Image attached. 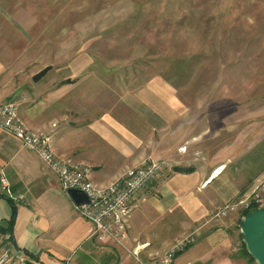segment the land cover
Returning <instances> with one entry per match:
<instances>
[{
    "label": "crops",
    "instance_id": "1",
    "mask_svg": "<svg viewBox=\"0 0 264 264\" xmlns=\"http://www.w3.org/2000/svg\"><path fill=\"white\" fill-rule=\"evenodd\" d=\"M86 76L59 85L51 80L39 84L43 78L34 87L9 93L0 88V103L20 97L27 126L48 134L59 157L90 166L96 185H109L149 158L165 159L171 167L139 194L125 243L103 244L92 237V225L78 214L58 177L0 129V223L11 218L9 200L17 208L15 244L6 242L8 236L0 238L7 246L0 253L12 257L6 264H151L191 234L197 242L175 264H242L231 258L236 255L234 213H216L241 193L227 167L216 175L229 162V145L198 139L199 125L207 135L210 124L188 117L183 112L188 108L166 99L162 86L125 97L123 105L133 110L117 114L113 84L107 92L98 79L92 84ZM176 167L194 169L181 173Z\"/></svg>",
    "mask_w": 264,
    "mask_h": 264
},
{
    "label": "rangeland",
    "instance_id": "2",
    "mask_svg": "<svg viewBox=\"0 0 264 264\" xmlns=\"http://www.w3.org/2000/svg\"><path fill=\"white\" fill-rule=\"evenodd\" d=\"M0 60L6 93L34 87L49 67L39 84L86 75L107 92L113 84L117 114L133 110L125 97L164 87L210 124L198 139L229 145L241 193L216 213H234L231 258L258 264L243 254L241 224L264 199V0H0Z\"/></svg>",
    "mask_w": 264,
    "mask_h": 264
},
{
    "label": "built area",
    "instance_id": "3",
    "mask_svg": "<svg viewBox=\"0 0 264 264\" xmlns=\"http://www.w3.org/2000/svg\"><path fill=\"white\" fill-rule=\"evenodd\" d=\"M0 129L36 154L42 164L58 177L66 193L79 190L87 196L88 203L75 204V209L92 225V237L103 244L125 243L129 220L139 194L171 167L165 159H145L139 165L126 169L109 185L99 186L91 180L90 166L56 155L51 148L50 136L29 128L20 115L18 104L13 100L0 103ZM1 182L3 186H8L4 174ZM256 203L260 209L264 208V199L261 197ZM195 242V235L185 236L151 264H175L177 256ZM11 259L10 254L0 253V264H6Z\"/></svg>",
    "mask_w": 264,
    "mask_h": 264
},
{
    "label": "water",
    "instance_id": "4",
    "mask_svg": "<svg viewBox=\"0 0 264 264\" xmlns=\"http://www.w3.org/2000/svg\"><path fill=\"white\" fill-rule=\"evenodd\" d=\"M51 68H45L33 78L35 84L47 76ZM70 198L77 205L88 203L87 196L79 190H70ZM241 231L248 253L258 262L264 264V208L250 213L241 224Z\"/></svg>",
    "mask_w": 264,
    "mask_h": 264
},
{
    "label": "trees",
    "instance_id": "5",
    "mask_svg": "<svg viewBox=\"0 0 264 264\" xmlns=\"http://www.w3.org/2000/svg\"><path fill=\"white\" fill-rule=\"evenodd\" d=\"M175 171L181 172V173H190L192 171V168L176 167ZM1 197L2 196L0 195V198ZM9 202L12 208L11 218L8 221L0 223V235L8 236V240H6V242H13L15 244V242L13 241L14 240L13 233H14V227H15L16 218H17V208L11 200H9ZM252 209H254L253 206L250 207L248 210H246L243 213V216L244 217L247 216L252 211ZM243 248H244V251H243L244 256L250 258V260H254V258L248 253L245 244H243Z\"/></svg>",
    "mask_w": 264,
    "mask_h": 264
},
{
    "label": "bare ground",
    "instance_id": "6",
    "mask_svg": "<svg viewBox=\"0 0 264 264\" xmlns=\"http://www.w3.org/2000/svg\"><path fill=\"white\" fill-rule=\"evenodd\" d=\"M225 169H226V166L220 167L219 170L216 172V175L222 173Z\"/></svg>",
    "mask_w": 264,
    "mask_h": 264
}]
</instances>
